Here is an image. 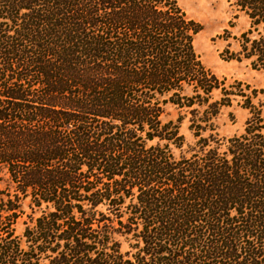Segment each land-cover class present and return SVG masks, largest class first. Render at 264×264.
<instances>
[{
  "label": "trees",
  "instance_id": "16d2710c",
  "mask_svg": "<svg viewBox=\"0 0 264 264\" xmlns=\"http://www.w3.org/2000/svg\"><path fill=\"white\" fill-rule=\"evenodd\" d=\"M233 4L230 59L264 74V0ZM202 30L176 0H0V264H264L258 92L203 65Z\"/></svg>",
  "mask_w": 264,
  "mask_h": 264
},
{
  "label": "rangeland",
  "instance_id": "374dc122",
  "mask_svg": "<svg viewBox=\"0 0 264 264\" xmlns=\"http://www.w3.org/2000/svg\"><path fill=\"white\" fill-rule=\"evenodd\" d=\"M186 14L201 24L203 30L195 37V50L203 65L219 80H225L226 86L241 83L240 90L249 87L258 93L253 98L256 106H261L264 120V74L251 68L248 61L231 60L232 54L240 51L239 39L248 31L250 22L248 17L233 4V0H176ZM214 100L220 95L214 93ZM178 112L171 106L167 108L165 121L176 120ZM249 112L244 109V100L240 97L232 99L231 105L222 109L217 122V132L223 138L240 136L244 133ZM181 133L185 137L186 146L182 151L174 150L176 156L181 153L189 155L188 146L195 144V138L189 130L186 119L181 126ZM3 186V185H2ZM26 215L15 224V233L22 237L25 223H30L28 216L32 215L28 204L24 207ZM38 216V213L34 217ZM128 246L123 243V251Z\"/></svg>",
  "mask_w": 264,
  "mask_h": 264
}]
</instances>
